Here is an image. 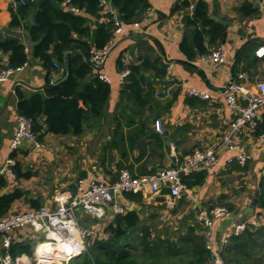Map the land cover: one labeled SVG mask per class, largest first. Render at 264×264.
Listing matches in <instances>:
<instances>
[{
    "label": "crops",
    "instance_id": "0c3cea01",
    "mask_svg": "<svg viewBox=\"0 0 264 264\" xmlns=\"http://www.w3.org/2000/svg\"><path fill=\"white\" fill-rule=\"evenodd\" d=\"M39 1L29 2L38 4ZM105 1L107 3L100 9L98 19L89 16L92 32L95 22L109 20L103 16L102 9L114 14L117 12L108 0ZM198 1L147 0L148 7L141 18L129 25L121 24L122 32L110 39L113 45L101 67L110 85V95L102 117L90 119L77 136L46 133L44 118H41L38 121L39 131L34 130L39 146L35 147L24 139L11 154L9 144L19 115L14 87L43 92L47 85L44 68L40 61L31 56L32 43L23 36L28 62L7 80L0 81V168L9 156H13L20 174L15 180L5 177L7 182L0 189V194L14 189L24 192L22 197L14 200L11 211L35 210V205L54 208L55 193H73L80 176L111 182L123 169L134 176L150 175L168 166L174 156L183 160L194 149L217 143L234 116L221 95L222 87L234 80L246 84L251 92H255L254 81L264 79V56L255 54L258 47L264 46V9L260 0H202L209 19L225 27L223 43L215 45L208 34L204 35L207 53L215 47H222L226 53L222 63L213 64L206 61L203 55L190 59L179 49L181 39L188 37L194 28L185 23V18L192 16L193 8L190 7H194ZM244 2L253 5L258 12L244 16L241 10ZM16 6L15 0H0L1 32L10 34L4 31L10 29L9 9L13 7L16 10ZM66 6L69 7L68 4ZM31 20L32 14L23 19L22 24L28 25ZM196 25L197 28L201 27L200 23ZM155 62L165 66L164 76H156L153 68L148 66ZM140 64L137 88L143 94L150 91L152 94L148 101L135 103L121 93L124 82L120 83L119 78L122 69ZM63 74L64 68L58 73L52 72L47 80L55 83ZM239 74L244 77L238 78ZM189 87L207 91L210 98L190 96L186 91ZM162 90L167 93L162 94ZM263 116L264 105L258 110L257 124L262 122ZM156 120L160 122V132L154 128ZM260 134H264V131L257 135L243 134V153L248 157L244 166L238 165L235 160L228 163L227 160L234 153L222 150L211 171L194 170L205 172L203 183L188 188L191 199L180 197L175 200L172 209L176 208L178 212L171 215L167 222L178 226L177 221L189 213L196 218L198 209L225 206L227 213L212 225L214 248H218L232 223L256 219L259 226L264 227V208L257 206L264 182V140L259 138ZM256 192L258 198L253 204ZM140 196L141 202H134L123 195L118 199L129 210H140L141 204L156 209L164 205L165 191L153 195L142 192ZM181 198L188 202L184 205L182 202V206H179ZM149 212L150 208H145L140 217L145 219ZM78 217L81 226L92 230L94 235L90 240L103 237V227L112 218L109 215L102 221H95L81 214ZM223 223H226L224 227Z\"/></svg>",
    "mask_w": 264,
    "mask_h": 264
},
{
    "label": "trees",
    "instance_id": "16d2710c",
    "mask_svg": "<svg viewBox=\"0 0 264 264\" xmlns=\"http://www.w3.org/2000/svg\"><path fill=\"white\" fill-rule=\"evenodd\" d=\"M29 1L26 0L22 5V18L13 7L9 9L11 20L8 26L13 33L0 31V69L14 68L28 62V53L23 43L25 36L32 43L31 56L40 61L45 70L47 85L43 92H29L15 86L17 112L31 118L36 131L40 129L38 121L44 118L46 133L80 135L85 123L102 117L110 95V85L98 78L99 70L93 67L88 58L90 50L101 49L115 35L112 22L97 21L92 32L89 16L95 19L100 17V0H69L68 3L65 0H40L38 4ZM108 1L116 9L123 25L138 21L148 7L147 0ZM66 4L77 7L80 12L71 11ZM241 10L244 16L258 12L248 2L241 5ZM31 14V22L23 26L22 20H26ZM185 23L194 26L188 37L179 42L180 51L188 58L207 53L205 34L209 35V40L215 45L223 43L225 27L209 19L204 1L199 0L194 5L193 14L185 18ZM197 23H200V28L196 27ZM207 25L211 27L206 28ZM16 29H21L22 34H17ZM54 63L64 68V74L57 82L50 83L48 76L60 71ZM148 66L153 68L156 76L165 75L164 65H157L155 62ZM140 70L141 64L129 67V74L121 90L127 99L135 103L148 101L152 94V91L143 94L137 88ZM261 131H264V116L253 133L257 135ZM13 171L15 179L19 178V165L15 164ZM204 178V171H192L182 175L181 181L190 189L201 185ZM6 182L5 176H0V189ZM140 194L125 193L123 196L134 202H141ZM23 195L24 192L19 189L0 194V217L10 211L14 200ZM179 201V206H182V202L183 205L188 202L183 198ZM141 206L140 210L126 209L124 213L112 216L103 227L106 236L89 240L81 255L70 260L69 264L205 263L209 253L204 247L201 227L192 213L179 219L176 226L167 222L171 215L178 212L176 208L167 209L165 205H160L157 209L145 204ZM257 206L264 208V182ZM38 207L40 206H34ZM145 208H150V212L142 219L140 214L144 213ZM41 240V234L16 231L15 239L10 245V254L12 257L22 254L33 257L34 245ZM222 257L227 264H264V227L249 226L242 233L231 236L222 251Z\"/></svg>",
    "mask_w": 264,
    "mask_h": 264
},
{
    "label": "built area",
    "instance_id": "2783aa9c",
    "mask_svg": "<svg viewBox=\"0 0 264 264\" xmlns=\"http://www.w3.org/2000/svg\"><path fill=\"white\" fill-rule=\"evenodd\" d=\"M25 2L26 0H19L21 5L25 4ZM68 2L69 0H65V3ZM106 3L105 0H100L101 8ZM260 4L261 8L264 9V0H260ZM190 8H193V6ZM69 9L73 12H79L75 6L70 5ZM102 14L112 22L114 34H120L122 28L118 16L105 9H102ZM15 32L22 34L21 29H16ZM112 45L113 41L109 40L101 49H92L89 52L88 61L94 68L99 70L97 73L98 78L105 82H107V77L101 72V67L106 62ZM255 54L258 57L264 56V46L258 47ZM203 58L213 64H219L226 59V53L222 47H215L203 55ZM22 66L0 69V81L7 80L10 75L21 70ZM54 66H58L60 70H63V67L56 63H54ZM128 74V68L121 70L120 83L125 81ZM237 77L243 78L244 75L239 74ZM254 86L255 92H251L246 84L230 80L222 87L221 95L234 116L222 131L214 146L194 149L183 160H179L174 156V160L168 166L162 167L150 175L134 176L123 169L118 172L116 179L111 182L80 178L76 182V189L73 193L69 191L55 193L53 197L54 208L42 205L35 210L23 212L8 211L0 217V264H49L53 262L52 258H50L53 254L44 255L42 262L35 254H33V257L24 254L12 257L10 245L15 239L16 231H30L41 234L43 240L36 243L45 241L51 244L55 248V253L57 252L59 255L57 260L59 264H66L81 255L85 250V244L94 235L91 229L79 224V217L75 214L76 212L95 221H102L108 218L109 215L114 216L125 212L126 207L118 199L125 193L147 192L153 195L163 191H165V201L163 203L168 209H172L176 199L180 197L191 199V192L181 181L182 175L194 170L211 171L216 165L218 155L222 150L234 153V156L227 160L228 163L235 160L238 165L244 166L248 157L243 153L242 136L244 133L252 134L254 132L257 126L258 110L264 105V79L254 81ZM186 91L190 96L202 99L210 98L207 91H201L194 87H189ZM166 93V90H162V94ZM154 96L157 97L158 94L155 93ZM33 126L34 123L31 118L18 115L15 133L9 144V152L11 154L24 139L29 140L35 147L39 146ZM154 128L157 132L161 131L159 120L154 122ZM259 138L264 140V134H260ZM15 164L14 157L9 156L5 165L0 168V176L15 180L13 171ZM226 213L227 208L225 206L202 208L198 209L196 213V221L201 227L204 247L209 253V257L204 264H227L222 257V251L230 237L242 233L249 226H259V222L256 219L232 223L229 230L224 233L218 248H214L213 222ZM102 236L105 237L106 234L104 233Z\"/></svg>",
    "mask_w": 264,
    "mask_h": 264
},
{
    "label": "bare ground",
    "instance_id": "6f19581e",
    "mask_svg": "<svg viewBox=\"0 0 264 264\" xmlns=\"http://www.w3.org/2000/svg\"><path fill=\"white\" fill-rule=\"evenodd\" d=\"M54 253L55 248H53L51 244L45 241L38 243L35 249V255L40 261H43L44 255L53 254L50 258H52L53 262H56L59 259V255L57 254V252L55 254Z\"/></svg>",
    "mask_w": 264,
    "mask_h": 264
},
{
    "label": "water",
    "instance_id": "95a60500",
    "mask_svg": "<svg viewBox=\"0 0 264 264\" xmlns=\"http://www.w3.org/2000/svg\"><path fill=\"white\" fill-rule=\"evenodd\" d=\"M255 1H257L258 2V0H255ZM15 2H16V4H17V6H16V11H17V13H19L20 14V17L22 18L23 16H22V10H23V8H22V5L19 3V0H15ZM234 9L236 10V11H238V8H236V7H234ZM116 14H118L117 12H116ZM214 20H218V19H216L215 17H212ZM219 21V20H218ZM220 22L222 23L223 21H221L220 20ZM23 26H27V23H24L23 22ZM4 32H8V33H12V31L10 30V29H5V31ZM68 66H69V53H68V55H67V61H66V67H67V71H68ZM257 198H258V193L256 192L255 193V196H254V199H253V204H255L256 202H257ZM43 231H45V229H43Z\"/></svg>",
    "mask_w": 264,
    "mask_h": 264
},
{
    "label": "rangeland",
    "instance_id": "374dc122",
    "mask_svg": "<svg viewBox=\"0 0 264 264\" xmlns=\"http://www.w3.org/2000/svg\"><path fill=\"white\" fill-rule=\"evenodd\" d=\"M79 178H81V176H80ZM75 214H76V215H80L79 212H76ZM159 214H161L160 211H159ZM93 220H94V219H93ZM225 224H226V223H223V224H222V227H224ZM33 254H35V250H34V253H33ZM49 264H59V262H58V261H56V262H50ZM61 264H63V263H61ZM66 264H69V262H67Z\"/></svg>",
    "mask_w": 264,
    "mask_h": 264
}]
</instances>
